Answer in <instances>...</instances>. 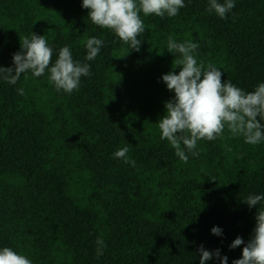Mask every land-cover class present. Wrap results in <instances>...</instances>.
<instances>
[{"label":"trees","instance_id":"trees-1","mask_svg":"<svg viewBox=\"0 0 264 264\" xmlns=\"http://www.w3.org/2000/svg\"><path fill=\"white\" fill-rule=\"evenodd\" d=\"M234 3L226 19L207 11L209 0H184L174 17L141 13L137 52L93 24L82 0H0V66H13L33 32L52 47V63L67 45L91 71L72 93L57 91L47 69L0 79V249L32 264H200L201 245L227 264L241 257L243 245H229L250 239L264 209V200L243 201L264 196V141L248 144L225 127L222 138L197 142L198 156L185 149V163L158 128L174 97L162 74L181 67L169 36L198 43V63L245 92L264 83V0ZM92 36L103 45L86 61ZM125 146L135 166L114 156Z\"/></svg>","mask_w":264,"mask_h":264},{"label":"clouds","instance_id":"clouds-1","mask_svg":"<svg viewBox=\"0 0 264 264\" xmlns=\"http://www.w3.org/2000/svg\"><path fill=\"white\" fill-rule=\"evenodd\" d=\"M81 6L89 10L88 18L93 24L113 31L128 45V51L132 49L138 52L141 40L137 37L146 29L141 13L144 16L154 14L163 18L166 14L174 17L185 4L184 0H82ZM234 7V0H225L224 3L209 0L207 11L226 19V14ZM102 45L101 39L95 36L88 38L84 45L87 49L84 59L94 60ZM198 47V43H178L169 36L167 50L180 54L175 66L181 67L178 73L169 71L161 77L167 89L174 91V97L165 102V113L159 119L161 139L166 140L175 150L176 156L185 163L189 159L185 149L193 156H198L199 153L195 151L197 142L222 138L225 127L232 136H243L248 144L256 145L264 141V124L261 123L264 120V83H260L253 91L245 92L231 81L222 80L220 68L211 63L207 66L202 61L198 63L195 55ZM52 56L53 49L44 35L32 32L31 38L25 36L20 40V51L12 54L13 66H0V79L15 84L23 73L30 71L33 76L39 77L47 69L48 78L57 91L72 93L79 88L82 76L91 75L90 65L75 61L67 45L59 49L54 63ZM18 91L24 94L22 88ZM129 151L125 146L116 151L114 156L135 166V160L127 156ZM262 200V195H249L243 199L249 207L257 206ZM255 221L247 242L237 236L230 243V249L243 245L241 257L234 259L232 264H264V209L256 211ZM211 232L222 235V229L218 226H213ZM96 244L99 257L106 245L102 238H98ZM198 251L200 264L213 258L218 259L219 264H227L228 258L221 255L220 249L210 252L201 245ZM0 264H32V261L10 247H3L0 249Z\"/></svg>","mask_w":264,"mask_h":264}]
</instances>
